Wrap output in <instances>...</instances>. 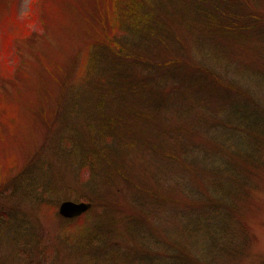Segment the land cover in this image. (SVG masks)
<instances>
[{
    "label": "rangeland",
    "instance_id": "1",
    "mask_svg": "<svg viewBox=\"0 0 264 264\" xmlns=\"http://www.w3.org/2000/svg\"><path fill=\"white\" fill-rule=\"evenodd\" d=\"M178 1L179 13L169 1L167 10L161 11L162 19H171L172 25H166L172 32L169 43L123 39L127 48L154 61L173 57L185 62L190 57L195 68L205 69L201 75L213 73L233 86L225 89L212 83L215 88H209L216 94L222 89L228 100H248L247 107L255 114L262 111L264 117V8L243 20L245 37L228 40L222 49L198 35L195 25L182 22L187 15L182 16L185 5ZM88 2L0 0V264H264V141L255 147L252 142L244 144L241 132L231 141L228 136L237 133L232 131L234 123L217 125L221 143L228 145L224 153L236 158L230 161L232 177L227 179L233 194L211 202L215 197L211 189L191 181L178 184L175 154L169 147L167 153L144 155L138 138L139 156H125L124 149L120 151L125 155L117 156L112 150L107 168L92 169L66 140L84 135L85 120L90 118L87 109L92 107L94 115L99 94L113 98L109 87L115 54L100 44L112 45L104 23L113 17L105 6L97 17L84 18ZM23 25L25 33L19 36ZM111 34L119 38L114 29ZM147 71L142 65L130 68L136 77L147 78ZM160 80L171 89L170 80L168 84L164 77ZM190 85L180 86L181 94L171 99L177 101L174 106L153 113L155 124L163 116L158 124L167 128L169 142L175 145L177 122L187 129L200 119V112L208 113L199 105L184 108L186 115L178 113L176 106L190 103L185 98L191 96ZM41 93L46 94L42 102ZM209 102L213 103L211 97ZM145 121L135 122L138 130L147 127ZM214 124L201 122L199 135L205 138L211 131L210 142L216 144ZM207 126L210 130H205ZM246 153L249 157L243 156ZM108 168L119 176L109 175ZM140 185L144 193L134 189ZM67 200L92 205L82 215L65 219L58 207ZM109 214L135 221L129 230L112 229Z\"/></svg>",
    "mask_w": 264,
    "mask_h": 264
},
{
    "label": "trees",
    "instance_id": "2",
    "mask_svg": "<svg viewBox=\"0 0 264 264\" xmlns=\"http://www.w3.org/2000/svg\"><path fill=\"white\" fill-rule=\"evenodd\" d=\"M167 1H169L172 9L178 13L181 11L179 10L181 6L178 0H98V5L97 0H89L86 10L82 12L81 16L85 18L87 15V18L92 19L93 17H97L100 12L102 13L105 6H109V14L111 13L113 17V20L109 17V22L104 23V25L109 27L110 34L106 38L112 45L100 44L113 50L114 52H111L115 54V59L111 62L113 82L110 84L109 94L117 99L113 100L111 97L112 100H108L106 96L99 94L98 100L94 103V107L96 108L95 116L92 115V107L87 109L89 110L88 117L90 118L89 120H85V126H83L85 127V132H81L84 135L80 138L71 136L70 138H66V140L74 143V145L72 144L73 148H75L74 150L77 152L80 151L84 162L88 161L92 169L96 167L107 168V156H114L111 154L112 150L116 151L117 156L125 155L120 151L122 149L126 151L125 156L128 153H131L132 156H139L141 151L138 152L139 148L136 145L138 138L141 139L143 146H145L144 155L150 153L152 156H157L159 153H167V147H169L175 154L174 161L177 165L178 184L183 186L184 184L186 185V181H191L194 186L201 185L204 186L205 190L211 189V191L215 192V197L211 196L210 201L219 202L220 198L224 200L233 194L232 187H230L227 179H231L232 177L228 171L230 161H234L236 157L227 156L224 153L228 145L221 143L223 135L215 128L219 124L223 126L224 121L227 122V126L229 123H234L232 131H237V133L235 136H228L229 139L235 141L241 132L240 137L242 143L252 142L251 145L255 147L256 145H262L261 142L264 141V117L262 111L255 114L253 112L254 109L247 107L248 100H228V92L224 93L225 91L223 92L222 89L220 91L218 90L220 94H216L214 90L209 88V85L215 88L212 83H215L220 88L225 87V89H233V86L230 87L228 83L223 82L213 73L209 74V76L201 75L205 69L195 68V64L191 61L190 57H187L185 62L173 57L165 61H154L151 58H143L140 56L139 50L135 51L129 47L127 48L124 41L137 40L142 42L145 40V42H150L154 38L158 42L161 40L162 42L169 43L168 41L172 36H169L168 32L171 35L172 32L169 31L166 25H172L171 19L170 22L162 19L163 14L161 13V11L167 10ZM182 1L185 5L182 10L187 12H184L182 16H187L186 19L183 18L185 20L181 21L195 25L198 31H200L198 35L204 34V40L208 38L209 42H211L209 43L210 45L214 47L220 46L222 49L237 37L241 35L245 37L243 33L248 29L246 26L241 25L244 23L243 20H245V17L251 15V11L262 12L264 8V0ZM246 10L247 14L245 15L244 11ZM255 25L257 24L255 23ZM26 27V25H23V30L19 36L25 33ZM20 28L22 29V25H20ZM253 28L255 29V27ZM111 29L116 31L119 37L118 39L111 36ZM123 39L124 41H122ZM228 40L229 42L226 43ZM197 41L201 42L202 38ZM94 64L96 65L95 61L92 67ZM139 65H142L148 70L149 75L147 78L145 75L136 77L133 76V73H130L131 66L139 67ZM152 70L158 77L151 75L150 71ZM91 72L92 70L87 74ZM129 76H132L136 80L133 82L129 79L127 80L126 78ZM163 77L166 83L170 80L171 84H167L171 89L163 86L160 80ZM187 82L188 85L191 82L196 83V85L193 86V83L190 85L192 87L190 88L191 96L189 94L188 97L182 96L188 98L190 103L186 107L176 106L178 113H184L186 115V109L184 111V108L189 109L190 106L194 108L195 105H199L202 111L207 109L208 113L205 115L204 112H200L202 113L200 119L198 118L197 121L190 123L187 129L182 126L181 122H177L179 140L175 145L172 141L169 142L170 138L168 131H166L167 128L158 124L163 120V116L161 115L155 124L153 113H158L160 111L159 108H169L170 105L177 102L176 99L171 102V99L181 94L182 87L180 86ZM99 88L101 91V86ZM46 91L48 93V90ZM239 93L242 92L239 90ZM209 96L212 98L213 103L209 102ZM45 98L46 94L41 93V102ZM116 100L118 103L115 102ZM111 102L112 106L110 105ZM211 105H213L212 108L209 107ZM107 108L109 111L106 110ZM139 119L146 120L147 127L145 129L142 126V129H137V123L135 122ZM90 120L92 121L90 122ZM201 122L215 123L212 128L214 137H216L218 143L214 144L210 142L213 138L211 131L208 137L201 138L199 135L202 130ZM193 124L198 127H193ZM207 129L210 130V126L205 128V130ZM69 131H71V128ZM74 131L76 135V129ZM79 131L81 130L79 129ZM198 138L206 142L202 143ZM242 143H238L239 148H243ZM235 151H239L238 147ZM243 156L249 157L248 153L243 154ZM120 163L122 170H124L125 165L122 162ZM228 165L229 167H227ZM108 169H110L108 172L109 175L113 177L119 176L117 170L112 171L111 168ZM240 173H242L240 179H244V173L241 171ZM108 176H106L107 179H110L111 176ZM126 177L127 174L123 172L122 178ZM184 179L185 181H183ZM128 186L130 185L128 184ZM140 187L141 185L134 187V189L140 190L137 193H144ZM149 191L155 197L157 196L156 198L159 197L156 191ZM109 220L112 229L121 227L125 230H129L130 224L135 221L133 217L128 219L120 217L117 220L114 216H110V214Z\"/></svg>",
    "mask_w": 264,
    "mask_h": 264
},
{
    "label": "water",
    "instance_id": "3",
    "mask_svg": "<svg viewBox=\"0 0 264 264\" xmlns=\"http://www.w3.org/2000/svg\"><path fill=\"white\" fill-rule=\"evenodd\" d=\"M91 208L89 202L63 201L58 207V214L65 219H72L85 213Z\"/></svg>",
    "mask_w": 264,
    "mask_h": 264
}]
</instances>
